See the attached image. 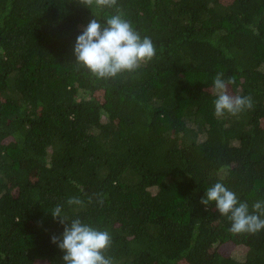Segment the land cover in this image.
Listing matches in <instances>:
<instances>
[{
  "label": "trees",
  "instance_id": "trees-1",
  "mask_svg": "<svg viewBox=\"0 0 264 264\" xmlns=\"http://www.w3.org/2000/svg\"><path fill=\"white\" fill-rule=\"evenodd\" d=\"M113 15L155 55L102 79L74 45ZM218 73L251 109L215 115ZM218 182L264 201V0H0V264H64L57 205L110 234L114 264H264V230L201 203Z\"/></svg>",
  "mask_w": 264,
  "mask_h": 264
},
{
  "label": "clouds",
  "instance_id": "clouds-1",
  "mask_svg": "<svg viewBox=\"0 0 264 264\" xmlns=\"http://www.w3.org/2000/svg\"><path fill=\"white\" fill-rule=\"evenodd\" d=\"M89 4L93 0H88ZM98 5H114L116 0H95ZM76 63L88 69L98 78H114L122 72H132L141 63L150 61L155 55L151 38H141L131 23L120 15H113L102 25L96 18L90 20L74 45ZM235 80L223 79L218 73L213 81L216 99L215 115L223 117L225 112L235 116L245 109H251V96H233L228 86ZM215 203L218 212L231 221L230 232L234 234H255L264 230V201L253 204L249 211L246 202L239 201L237 195L222 183H216L206 191V198L201 200L205 206ZM78 197L67 200L68 205H81ZM103 204V200L100 201ZM54 219L64 226L62 236H53L52 243L64 253V264H114L112 258L105 255L112 244L107 231H100L80 219L67 222L62 218V206L57 205L51 213Z\"/></svg>",
  "mask_w": 264,
  "mask_h": 264
},
{
  "label": "rangeland",
  "instance_id": "rangeland-1",
  "mask_svg": "<svg viewBox=\"0 0 264 264\" xmlns=\"http://www.w3.org/2000/svg\"><path fill=\"white\" fill-rule=\"evenodd\" d=\"M225 254L226 255H232L236 258H240L243 256V254H245L246 252V248L241 246V247H235V245L233 244H230V245H227L226 248H225Z\"/></svg>",
  "mask_w": 264,
  "mask_h": 264
}]
</instances>
